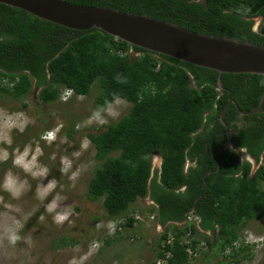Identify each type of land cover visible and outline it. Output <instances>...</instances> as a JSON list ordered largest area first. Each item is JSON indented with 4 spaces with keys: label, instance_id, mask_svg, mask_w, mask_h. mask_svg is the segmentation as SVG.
Instances as JSON below:
<instances>
[{
    "label": "trees",
    "instance_id": "trees-1",
    "mask_svg": "<svg viewBox=\"0 0 264 264\" xmlns=\"http://www.w3.org/2000/svg\"><path fill=\"white\" fill-rule=\"evenodd\" d=\"M65 1L144 15L195 33L264 47V24L256 33L251 20H264V0ZM262 80L264 76L255 74H219L95 28L68 29L0 4L1 98L22 101L35 88L39 103L48 105L66 90L88 96L95 85L97 108L117 98L131 105L117 122L88 134L98 164L86 198L101 199L110 219L125 215L124 223L109 222L112 234L152 221L167 225L150 244L149 264H157L167 252L166 264H188L200 248L221 257L216 264H239L251 247L260 246L247 243L241 232L249 222L264 218V103L250 115L228 106L223 120L231 132V148L224 149L227 136L220 118L230 100L242 112L255 109L264 94ZM74 129L67 130L68 138H73ZM237 151L254 160V173ZM154 156L161 158V165L153 172ZM187 162L190 167L185 169ZM146 197L152 206L129 210ZM73 244L61 237L51 246Z\"/></svg>",
    "mask_w": 264,
    "mask_h": 264
},
{
    "label": "rangeland",
    "instance_id": "rangeland-1",
    "mask_svg": "<svg viewBox=\"0 0 264 264\" xmlns=\"http://www.w3.org/2000/svg\"><path fill=\"white\" fill-rule=\"evenodd\" d=\"M251 20L254 32L258 33L264 24L263 18L257 16ZM191 86L194 87L193 80ZM38 93L39 89H32L22 101H16L9 96L0 97V109L9 113H25L31 121L23 132H12L11 146L0 145L6 147L10 154L6 162H0V184L9 171L25 184V191L18 200L0 189V264H69L70 261L74 264H149L153 257L150 244L156 236L163 233V229L158 228L155 221H152L139 224L132 227L133 229L123 227L121 233L112 234L109 222L124 223L125 215L118 217V220L110 219L101 199L93 202L86 198L88 182L98 161L95 159L92 144L86 149H82L81 145L85 138L88 140L89 133L114 124L126 115L131 105L122 100L115 101L112 105L117 115H107L106 107L100 109L106 123H89V118L99 109L94 104L98 94L95 85L88 96L66 94L48 105L39 103ZM23 102L27 104L26 107H23ZM77 125H80L79 130ZM72 126H75V132L70 139L67 137V130ZM58 127L60 131L57 130ZM50 131L56 136L51 144L41 139L42 134ZM37 142L42 149L39 163L48 169L45 179H34L22 169L14 167L12 162L11 154L15 149L23 151L27 144H32L35 148ZM237 152L243 160H249L254 165L244 151ZM74 153L79 155L75 156ZM62 157H68L72 162L67 174L60 171ZM159 163L160 157L154 156L153 172L158 169ZM188 167L189 162L185 169ZM253 171L255 167L252 168ZM73 172L77 173L74 181L69 179ZM53 178L57 181L55 190L46 199H37V186L47 185ZM57 194L63 199L58 200L56 212L49 213L46 206ZM136 208V202L129 206V210ZM56 213H68V219L57 224L53 220ZM17 221L16 226L20 229L19 235L22 239L15 246H11L3 237L2 227L5 223ZM241 233L245 240L249 235L264 236V218L249 222ZM142 234H145V239L141 238ZM61 237L74 240L75 244L60 249L52 248L51 243ZM195 238L203 242L201 237ZM199 246L204 247V244ZM200 251L188 264H216L221 259L216 258L208 248H200ZM246 255L240 258L239 264H264V243L259 247H251Z\"/></svg>",
    "mask_w": 264,
    "mask_h": 264
},
{
    "label": "water",
    "instance_id": "water-1",
    "mask_svg": "<svg viewBox=\"0 0 264 264\" xmlns=\"http://www.w3.org/2000/svg\"><path fill=\"white\" fill-rule=\"evenodd\" d=\"M0 4L23 10L37 18L77 31L97 29L129 45L168 56L219 74H252L264 76V47L227 37L195 33L171 23L144 15L128 14L102 7L77 6L65 0H0ZM219 89L221 87L218 81ZM259 105L242 112L230 100L221 114L227 144L231 148V132L223 115L233 104L241 115L259 111Z\"/></svg>",
    "mask_w": 264,
    "mask_h": 264
},
{
    "label": "clouds",
    "instance_id": "clouds-1",
    "mask_svg": "<svg viewBox=\"0 0 264 264\" xmlns=\"http://www.w3.org/2000/svg\"><path fill=\"white\" fill-rule=\"evenodd\" d=\"M261 85L264 86V80H262ZM66 94H71L70 92L63 91L62 96ZM61 96V97H62ZM74 96V95H73ZM118 102V98H117ZM107 103V102H106ZM107 115L115 116L112 104H108ZM96 121L98 123H106L107 121L101 116V110H96L92 117L89 118V123ZM31 123L29 117L22 112L17 113H9L5 109H0V145L11 146L12 144V132L18 131L23 132L28 124ZM77 130H79L80 125H77ZM60 131V128H57ZM41 139L51 144L55 139V133L50 131L42 134ZM90 141L85 138V141L82 143L81 148L86 149L90 145ZM12 155V162L14 167H18L22 169L26 174L31 175L34 179H45L48 176V169L46 166H43L39 163V156L42 155V149L39 147V142L36 143L35 148H33L32 144L25 145L23 151L19 148L15 149ZM73 155L78 156L79 153H74ZM9 152L6 147H0V162H6L9 159ZM71 160L68 157H62L61 159V173L67 174L71 169ZM77 178V173L73 172L71 176H69L70 180H75ZM57 186V181L55 178L50 180L47 185L40 184L37 186L36 197L37 199L44 200L48 197L50 193H52ZM0 189L8 192L9 195L18 200L25 191V184L20 178L13 174L11 171L6 173L3 183L0 184ZM63 199L58 194L53 197L52 201L46 206V210L49 213L56 212L57 202L58 200ZM68 219V213H56L53 216V220L57 224H62L65 220ZM18 223H5L2 227L3 237L7 239L8 244L11 246H15L18 241L22 238L19 235L20 229L16 226ZM109 228L112 229L113 225L110 223ZM248 240L252 241L251 243H264V236L261 237H253L252 235L248 236ZM98 247V245H94ZM69 264H74L73 261H70Z\"/></svg>",
    "mask_w": 264,
    "mask_h": 264
},
{
    "label": "crops",
    "instance_id": "crops-1",
    "mask_svg": "<svg viewBox=\"0 0 264 264\" xmlns=\"http://www.w3.org/2000/svg\"><path fill=\"white\" fill-rule=\"evenodd\" d=\"M246 156H248L247 154H246ZM249 157V156H248ZM250 158V157H249ZM251 159V158H250ZM246 160V159H245ZM253 160V159H252ZM247 161H249V160H247ZM250 163H251V161H249ZM253 162H254V160H253ZM252 164V163H251ZM160 165H161V158H160V163H159V167H158V169H160ZM192 166L194 165V164H191ZM253 167H255V170L257 169V165L255 164V162H254V165L252 164V168ZM252 173H254V171L252 172V170H251V174ZM137 207H139V208H141V209H144V208H146V207H149V206H152L153 205V203L150 201V199L148 198V197H146V198H144V199H142V200H139V201H137ZM146 206V207H145ZM156 226L158 227V228H160V229H163V231L167 228V225H161V224H159V223H156Z\"/></svg>",
    "mask_w": 264,
    "mask_h": 264
},
{
    "label": "built area",
    "instance_id": "built-area-1",
    "mask_svg": "<svg viewBox=\"0 0 264 264\" xmlns=\"http://www.w3.org/2000/svg\"><path fill=\"white\" fill-rule=\"evenodd\" d=\"M246 241H247V243L249 242V243H251L252 241H249V240H247L246 239ZM166 244H170V241L168 240V241H166ZM189 253H191V251L189 250ZM170 258V254L167 252L166 254H164V256L162 257V258H159L158 260H157V264H166L167 263V260Z\"/></svg>",
    "mask_w": 264,
    "mask_h": 264
},
{
    "label": "flooded vegetation",
    "instance_id": "flooded-vegetation-1",
    "mask_svg": "<svg viewBox=\"0 0 264 264\" xmlns=\"http://www.w3.org/2000/svg\"><path fill=\"white\" fill-rule=\"evenodd\" d=\"M252 30H253V27H252ZM254 31V30H253ZM35 89V88H34ZM220 89H221V87H220Z\"/></svg>",
    "mask_w": 264,
    "mask_h": 264
}]
</instances>
